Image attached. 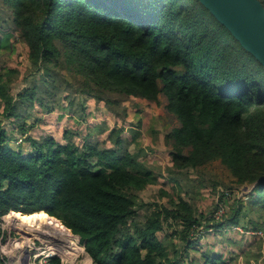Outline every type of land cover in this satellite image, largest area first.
Returning a JSON list of instances; mask_svg holds the SVG:
<instances>
[{"label": "trees", "instance_id": "16d2710c", "mask_svg": "<svg viewBox=\"0 0 264 264\" xmlns=\"http://www.w3.org/2000/svg\"><path fill=\"white\" fill-rule=\"evenodd\" d=\"M16 42L30 64L24 73L7 61L0 65V216L10 211L6 217L18 223L42 214L58 218L47 221L80 235L93 264H230L233 253L203 247L192 232L205 222L219 236L241 223L242 196L220 192L227 209L216 219L179 189L140 219L148 204L139 203V192L163 172L135 152L119 151L121 126L109 132L113 146L88 136L80 145L70 129L60 142L52 133L35 136L40 120L18 110L38 102L42 117L55 112L60 84L73 86L75 79L77 91L109 104L115 100L107 93L154 102L164 93L180 121L165 135L173 144L167 171L218 160L237 185L250 184L251 214L242 227L263 234L253 233L238 253L259 259L260 248L252 246L264 239V66L200 0H0V54ZM18 78L25 85L14 95ZM2 116L19 122L28 147L10 144ZM1 243L11 245L0 227L6 264ZM58 255L48 264H62Z\"/></svg>", "mask_w": 264, "mask_h": 264}, {"label": "rangeland", "instance_id": "374dc122", "mask_svg": "<svg viewBox=\"0 0 264 264\" xmlns=\"http://www.w3.org/2000/svg\"><path fill=\"white\" fill-rule=\"evenodd\" d=\"M14 39H17L16 33ZM25 54L26 51L22 44L19 42L12 43L10 49L2 51L0 54V65H4L7 61L19 68V70L21 68L24 73L26 66L30 64ZM27 74L29 73L27 72ZM30 78L29 76L27 77L26 83L29 82ZM21 79L18 78L15 89L11 90L14 95H16L18 90V84L20 87L25 85L21 83ZM66 85V83L60 84L58 92L62 106L56 109L57 111L55 110V115L52 117H46V119L42 117V110L38 107V102L35 109L26 110L27 108L22 107L18 108L19 112L21 115L26 116L28 121H33L35 118L39 119L40 123L36 126H41L42 122H44L43 120H47L46 124L51 126L52 134L60 142L66 141L63 136L64 130H73L72 139L80 143V145L83 143V137L88 136L94 143L98 142L99 145L107 144L108 146H113L108 139L109 132L113 126H121L124 140L119 151L123 152L127 149L135 152L142 160L148 162L156 172H163L157 183L149 184L139 192V203L143 201L148 204V206L139 210L140 219H144L145 214L150 209H154L156 203H166L169 195L175 196L179 189L184 192L183 195L186 199L194 202L201 210H205L208 215L213 213L216 219L222 218L224 211L227 209L226 203L219 201L220 192H226L228 198H231L230 194L237 197L242 196L244 201L242 203L243 213L240 215L241 223L229 225L218 236L213 233L215 230L207 229L205 222H203V225L192 233L194 236L200 235V238L202 237L200 244L202 243L203 247H209L212 244L214 248L216 247L220 252H223L225 256H230L233 253V258H227L230 259L228 260L230 264H263L264 252L262 251L259 259H255L252 256L247 259L244 254L238 253V248L244 241L250 240L252 238L250 236L253 234L250 230L247 232L242 227L246 217L251 214L245 201L246 194L251 188L250 184L247 188L244 185H237L229 170L218 160L197 168H188L181 172L175 170L167 171L173 144L166 140L165 135L173 127L179 126L180 121L175 114L167 109L168 98L164 93L159 94L158 102L119 93H107V96L115 100L114 103L111 102L109 104L104 100L99 101L77 91L78 82L76 79L73 81V86ZM65 86L69 90L68 95L62 89ZM65 96H68V98ZM70 99L72 104H70ZM2 104L3 100H0V110L3 108ZM82 106L84 109H82ZM72 110L77 111L80 116L72 113ZM116 112L118 115H116ZM83 114H86L85 118H83ZM2 119L4 126L12 136L10 144L14 148H18L19 145L27 147L29 142L25 140L24 135L20 132L19 122L15 121L13 117L2 116ZM35 136H37V133ZM6 216H0V227L7 233V241L11 244L5 247V243H1L6 264H48L49 256L55 253L61 257L62 264H71L63 261L66 257L72 264H93V260L91 261L86 254L85 247L81 246L80 239L77 243L63 239L60 234V227L62 226H57L55 222H48L47 219L50 221L52 219L50 216L42 214L33 217H22L19 219L20 223L16 221L17 218L13 215L11 218ZM42 220L47 222L46 225L40 226ZM67 232L70 233L68 230ZM160 235L163 236L164 232H161ZM172 240L174 243H181V240L177 237L172 238ZM236 242L238 244L237 248H235ZM257 244L259 245H254L252 248L258 246L260 249H264L263 239ZM46 246L52 249L48 254L44 251ZM84 253L86 256H84ZM190 254L198 262L202 259L195 252Z\"/></svg>", "mask_w": 264, "mask_h": 264}, {"label": "water", "instance_id": "95a60500", "mask_svg": "<svg viewBox=\"0 0 264 264\" xmlns=\"http://www.w3.org/2000/svg\"><path fill=\"white\" fill-rule=\"evenodd\" d=\"M200 1L264 66V6L262 2L260 0ZM244 187L247 188L248 185H244ZM76 235L80 239V235Z\"/></svg>", "mask_w": 264, "mask_h": 264}, {"label": "bare ground", "instance_id": "6f19581e", "mask_svg": "<svg viewBox=\"0 0 264 264\" xmlns=\"http://www.w3.org/2000/svg\"><path fill=\"white\" fill-rule=\"evenodd\" d=\"M46 216H49V215H47V214H45ZM51 217V216H50ZM52 218H54V217H52ZM56 219V218H55ZM56 220H58V219H56ZM58 221H60V220H58ZM42 222V224L40 225V224H38V225H40V226H44V225H46V223L47 222H45V221H41ZM64 225V224H63ZM67 228V227H66ZM65 227H60V234H61V236L63 237V239H67L68 241H70V242H73V243H77L78 242V236L76 235V234H73L72 233V231L71 230H69L68 228V230L70 231V233L72 234H70V233H68L67 232V229H66ZM73 235H75V236H73ZM52 249H51V247H49V246H46V249L44 250L45 252H46V254H48L50 251H51ZM42 253V252H41ZM55 254H57V253H55ZM84 256H86L85 255V253H84Z\"/></svg>", "mask_w": 264, "mask_h": 264}, {"label": "crops", "instance_id": "0c3cea01", "mask_svg": "<svg viewBox=\"0 0 264 264\" xmlns=\"http://www.w3.org/2000/svg\"><path fill=\"white\" fill-rule=\"evenodd\" d=\"M57 113V112H56ZM53 115H55V112H52V113H50V114H46V115H44L43 116V118L45 119V117H52ZM44 121V120H43ZM1 124L4 126V121L2 120V122H1ZM4 128H6L5 126H4ZM7 129V128H6ZM38 132H36L37 133V135L38 134H40V133H43V134H45V133H52V130H51V126L49 125V124H44V122H42V124H41V126H36V128H35ZM8 130V129H7ZM8 132H9V130H8ZM19 139H21V137H19ZM22 140V139H21ZM20 140V141H21ZM29 146V145H28ZM27 146V147H28ZM247 232H249V231H247ZM251 233H259V234H262V231H256V232H253V231H250ZM264 236V235H263ZM264 240V239H263ZM264 245V244H263ZM260 251H262V252H264V249H260Z\"/></svg>", "mask_w": 264, "mask_h": 264}]
</instances>
